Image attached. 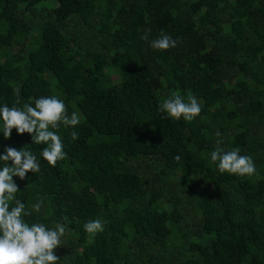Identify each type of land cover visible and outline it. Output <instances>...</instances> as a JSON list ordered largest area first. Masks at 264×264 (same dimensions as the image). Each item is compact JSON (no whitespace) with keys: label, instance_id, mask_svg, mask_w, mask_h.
Here are the masks:
<instances>
[{"label":"trees","instance_id":"obj_1","mask_svg":"<svg viewBox=\"0 0 264 264\" xmlns=\"http://www.w3.org/2000/svg\"><path fill=\"white\" fill-rule=\"evenodd\" d=\"M42 1L0 0V103L19 90L21 105L56 95L79 113L58 130L63 160L14 177L26 205L44 199L26 219L66 225L57 264H264V0ZM146 28L177 46L152 49ZM173 92L201 113L166 118ZM6 145L46 147L15 129ZM218 146L257 173L217 172ZM97 218L93 236L83 224Z\"/></svg>","mask_w":264,"mask_h":264},{"label":"clouds","instance_id":"obj_2","mask_svg":"<svg viewBox=\"0 0 264 264\" xmlns=\"http://www.w3.org/2000/svg\"><path fill=\"white\" fill-rule=\"evenodd\" d=\"M150 32L151 29L146 28L141 38L152 49L166 50L177 46V39L168 33L161 31L158 36L149 38ZM201 110V103L195 95L185 98L180 92H173L158 105V111L166 118L189 122ZM79 123V114L73 112L69 115L64 99L56 95H40L21 105L17 90V98L11 106L0 103V133L4 138H9L15 129L17 134L29 133L33 145L46 144L39 156L25 146L17 149L6 145L0 152V264H57L60 260L54 250L64 245L66 225L26 219L33 214H42L44 199L40 197L30 206L26 205L17 196L20 190L14 177L25 179L29 171L34 175L40 172L42 158L51 166L63 160L67 153L58 130L62 127L74 129ZM71 137L76 140L79 133L73 130ZM208 157L221 174L244 177L257 173L253 158L242 154L239 147L225 150L218 146L208 153ZM175 159L179 160L180 156ZM104 226L105 222L98 218L83 224L84 230L93 236L102 232Z\"/></svg>","mask_w":264,"mask_h":264},{"label":"rangeland","instance_id":"obj_3","mask_svg":"<svg viewBox=\"0 0 264 264\" xmlns=\"http://www.w3.org/2000/svg\"><path fill=\"white\" fill-rule=\"evenodd\" d=\"M54 5H56V2H55L54 0H46V1H42V2L40 3V6H41V7H46V8H49L50 6H54ZM40 6H39V7H40ZM108 72H109V74H110L111 76H113V78L115 79L116 73L112 72L111 70H108ZM76 113H78V112H76ZM78 114H79V113H78Z\"/></svg>","mask_w":264,"mask_h":264}]
</instances>
